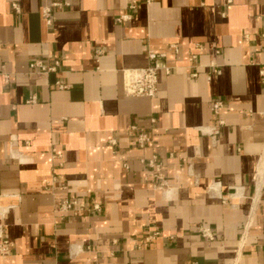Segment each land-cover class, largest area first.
<instances>
[{"label": "crops", "instance_id": "0c3cea01", "mask_svg": "<svg viewBox=\"0 0 264 264\" xmlns=\"http://www.w3.org/2000/svg\"><path fill=\"white\" fill-rule=\"evenodd\" d=\"M132 1L0 0V227L11 243L0 264H264V0ZM172 42L180 52L158 95H127L125 70ZM55 58L57 72L30 68ZM132 124L152 135L146 148ZM153 154L168 190L144 179L140 157ZM64 198L101 210L62 219Z\"/></svg>", "mask_w": 264, "mask_h": 264}, {"label": "built area", "instance_id": "2783aa9c", "mask_svg": "<svg viewBox=\"0 0 264 264\" xmlns=\"http://www.w3.org/2000/svg\"><path fill=\"white\" fill-rule=\"evenodd\" d=\"M155 0H145L147 4L153 3ZM138 1L133 0L129 4V9L133 10L138 6ZM53 6L61 5V3L55 2L52 4ZM53 6H45L43 8V16L48 25L53 23L52 20V7ZM13 7L19 11L20 7L18 3H13ZM131 14L125 13L122 14L118 20L126 21L130 18ZM199 51L203 50L201 45H197ZM180 46L176 42L169 43L167 48L161 51H157L154 49L148 50L149 64L142 68H133L127 69L124 73V89L127 95L129 96H146L150 98H155L158 95L159 90V73L161 70H164L166 74H171L172 66L166 63V58L169 54H179ZM103 53L102 50H97L98 56H101ZM199 53L194 52L191 54L190 67L191 72L190 76L192 78H197L199 76V67L198 65ZM62 62L59 58L52 59L50 62L45 61L43 59H35L30 63V68L33 71H37L40 73H51L57 72L61 66ZM220 73V69L217 67L215 63H210L209 72L207 73L208 79H212L214 74ZM56 85L61 88H67L68 85L57 81ZM29 102L35 101V97H32ZM224 107V101L222 99H217L213 102V112L218 116L221 110ZM151 123H156V117L150 118ZM225 121L223 119L218 120V125H223ZM131 129L135 132V144L138 148L144 149L148 146V144L152 141V135L149 131L142 128L138 124H132ZM110 143L115 145L117 140L115 138H111ZM52 159L54 160L55 166L61 167L63 166V153L58 150L56 147L51 149ZM140 161L143 164H147L151 170V175H146L144 177L145 181H150L153 185L161 190H168L167 179L164 173L163 162L159 159L157 154H153L151 157L147 158L145 156L140 157ZM127 167L128 164L125 163ZM57 178L56 172L53 173L51 180L48 181L47 188H50V185H53L55 179ZM52 181V182H51ZM92 210L99 211L101 210L100 204H94L91 206L87 201L81 200L79 198H64L58 202L55 207V213L59 218L65 219L69 216H81L91 212ZM200 232L203 237L208 240H213L215 238L214 231L207 226H200ZM161 234L160 231H154L147 236L144 237L143 243H148L154 240ZM11 243L10 238L5 233V231L0 227V255L2 257L7 256L10 252Z\"/></svg>", "mask_w": 264, "mask_h": 264}]
</instances>
